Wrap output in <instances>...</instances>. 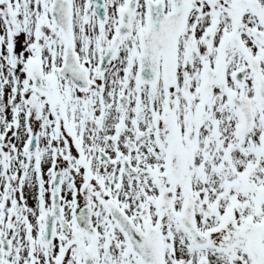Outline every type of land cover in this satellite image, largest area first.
I'll return each mask as SVG.
<instances>
[{"label": "snow or ice", "instance_id": "obj_1", "mask_svg": "<svg viewBox=\"0 0 264 264\" xmlns=\"http://www.w3.org/2000/svg\"><path fill=\"white\" fill-rule=\"evenodd\" d=\"M0 264H264V0H0Z\"/></svg>", "mask_w": 264, "mask_h": 264}]
</instances>
